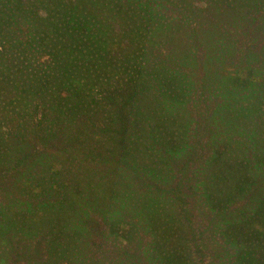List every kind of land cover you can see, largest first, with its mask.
Here are the masks:
<instances>
[{
    "label": "trees",
    "instance_id": "1",
    "mask_svg": "<svg viewBox=\"0 0 264 264\" xmlns=\"http://www.w3.org/2000/svg\"><path fill=\"white\" fill-rule=\"evenodd\" d=\"M0 264H264V0H0Z\"/></svg>",
    "mask_w": 264,
    "mask_h": 264
},
{
    "label": "rangeland",
    "instance_id": "2",
    "mask_svg": "<svg viewBox=\"0 0 264 264\" xmlns=\"http://www.w3.org/2000/svg\"><path fill=\"white\" fill-rule=\"evenodd\" d=\"M42 211V212H40ZM52 213H54V210L51 209ZM31 218L29 219V224L33 225L34 228L41 227L43 226V221L46 219L49 220L50 222V212H48V209L45 206H41L39 209H35L31 207V212H30ZM48 215V216H47Z\"/></svg>",
    "mask_w": 264,
    "mask_h": 264
}]
</instances>
